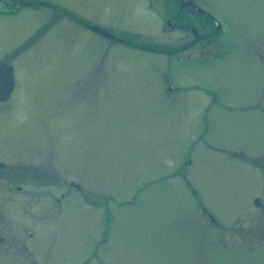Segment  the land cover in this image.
<instances>
[{
	"label": "rangeland",
	"instance_id": "obj_1",
	"mask_svg": "<svg viewBox=\"0 0 264 264\" xmlns=\"http://www.w3.org/2000/svg\"><path fill=\"white\" fill-rule=\"evenodd\" d=\"M17 2L0 264H264V0H194L228 31L209 41L173 0Z\"/></svg>",
	"mask_w": 264,
	"mask_h": 264
},
{
	"label": "flooded vegetation",
	"instance_id": "obj_2",
	"mask_svg": "<svg viewBox=\"0 0 264 264\" xmlns=\"http://www.w3.org/2000/svg\"><path fill=\"white\" fill-rule=\"evenodd\" d=\"M174 2H176L177 4V10L178 12V16L175 18H172L174 20H177L179 24L181 25H177L180 29H186L189 28V31L191 30V34L193 31H196V33L198 34V28L199 31H202V38H206L207 41H209V39H213L215 36V34H218V29L216 26H213L212 23L215 25L214 22H211L208 18H206L205 15H203L202 13H198L196 11L195 8H197V4L193 1L194 6L191 3V0H173ZM192 17H201V21L199 20V27L195 26L192 27L193 24L191 18ZM202 18L204 21H202ZM198 19V18H197ZM169 24V22L167 23ZM191 25V26H190ZM196 29V30H195ZM193 36V35H192ZM197 42H193L190 43L189 45H186L187 48H191L193 47ZM9 101H0V109L4 108V106L7 104V102ZM5 170V164L3 162V160L0 161V171H4ZM2 180L5 181L9 178V175L7 174V177L1 176ZM19 189V188H18ZM3 192L9 193V190H5ZM253 203V207L256 210H260V211H264V199H259V197L255 196L252 200ZM199 209L202 213V218L209 224L210 227L217 229L220 228V224L218 223L217 219L215 217H213L210 213L211 211H209L205 205L202 204V202H199Z\"/></svg>",
	"mask_w": 264,
	"mask_h": 264
},
{
	"label": "water",
	"instance_id": "obj_3",
	"mask_svg": "<svg viewBox=\"0 0 264 264\" xmlns=\"http://www.w3.org/2000/svg\"><path fill=\"white\" fill-rule=\"evenodd\" d=\"M91 30L97 32L98 34L104 36V37H107V38H110V39H117L115 36L111 35L109 32L103 30V29H100V28H97V27H90ZM120 41H123V40H120ZM6 73V69L4 66L0 65V100L5 98L8 93L10 92V88H11V83L12 80L10 78V82L7 81L6 78H4L3 74L5 75ZM8 82V84H7Z\"/></svg>",
	"mask_w": 264,
	"mask_h": 264
},
{
	"label": "bare ground",
	"instance_id": "obj_4",
	"mask_svg": "<svg viewBox=\"0 0 264 264\" xmlns=\"http://www.w3.org/2000/svg\"><path fill=\"white\" fill-rule=\"evenodd\" d=\"M14 91V90H13Z\"/></svg>",
	"mask_w": 264,
	"mask_h": 264
}]
</instances>
